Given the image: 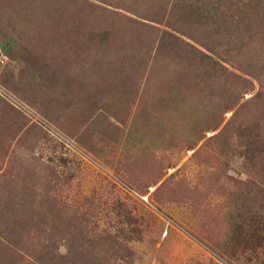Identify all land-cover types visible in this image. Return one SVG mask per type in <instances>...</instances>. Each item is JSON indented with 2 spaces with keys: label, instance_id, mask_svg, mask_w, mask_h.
<instances>
[{
  "label": "rangeland",
  "instance_id": "1",
  "mask_svg": "<svg viewBox=\"0 0 264 264\" xmlns=\"http://www.w3.org/2000/svg\"><path fill=\"white\" fill-rule=\"evenodd\" d=\"M0 264H264V0H0Z\"/></svg>",
  "mask_w": 264,
  "mask_h": 264
},
{
  "label": "built area",
  "instance_id": "2",
  "mask_svg": "<svg viewBox=\"0 0 264 264\" xmlns=\"http://www.w3.org/2000/svg\"><path fill=\"white\" fill-rule=\"evenodd\" d=\"M142 200L146 201V196L140 197Z\"/></svg>",
  "mask_w": 264,
  "mask_h": 264
}]
</instances>
